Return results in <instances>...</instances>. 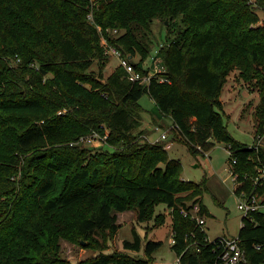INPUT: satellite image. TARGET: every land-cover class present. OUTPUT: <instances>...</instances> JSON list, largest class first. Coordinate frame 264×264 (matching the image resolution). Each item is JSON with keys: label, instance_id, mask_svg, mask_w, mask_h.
<instances>
[{"label": "trees", "instance_id": "obj_1", "mask_svg": "<svg viewBox=\"0 0 264 264\" xmlns=\"http://www.w3.org/2000/svg\"><path fill=\"white\" fill-rule=\"evenodd\" d=\"M247 2L0 0V264H149L130 254L140 250L134 229L121 250H105L118 230L117 212L134 210L138 222L158 227L165 222L158 205L171 215L180 264H224L220 238L208 239L180 213L198 203L204 216L199 196L208 191L206 179L184 180L168 140L143 138L138 100L147 93L193 154L225 142L229 171L239 180L246 174L241 187L250 189L264 154L228 132L220 100L231 70L256 77L253 140L263 131L264 26L249 28L259 18ZM157 19L166 39L155 57L166 80L139 84L120 65L104 77L109 54L102 37L145 73ZM100 126L108 130L107 149L68 145L91 130L103 134ZM255 190L264 196V185ZM237 238L240 264H264V210L243 216ZM62 239L95 254L72 262L61 255ZM159 245L148 240L144 253Z\"/></svg>", "mask_w": 264, "mask_h": 264}, {"label": "rangeland", "instance_id": "obj_2", "mask_svg": "<svg viewBox=\"0 0 264 264\" xmlns=\"http://www.w3.org/2000/svg\"><path fill=\"white\" fill-rule=\"evenodd\" d=\"M258 14L259 21L251 23L249 28L264 26V6L256 0L247 2ZM153 44L151 54L144 60L143 66L146 70L162 76L163 67L160 58H157L155 66L152 57L160 43L166 39V29L161 20H154L152 23ZM107 55V54H106ZM139 60L138 56L132 58L133 62ZM118 65L117 59L107 56V62L103 70V76L106 77ZM259 86L256 84V77L248 76L244 78L239 76V71L233 69L229 72L226 82L223 86L220 100L223 105V118L228 132L236 139L248 146H251L256 127L255 109L259 103ZM138 104L143 109L142 123L143 138L149 141H155L162 132H166L167 142L170 144L168 154L170 157L179 159L182 165L181 177L184 180L201 182L206 179L208 191H204L199 199L206 208L204 214V228L208 239L217 237L233 238L238 235L241 227L244 212L237 207V197L234 193L235 183L230 175V154L226 149V143L216 141L213 148L204 154L191 153L187 150L178 136L172 131L169 117L160 116L155 102L144 93L138 100ZM104 128V126H100ZM262 130L264 131V125ZM108 130L103 129V134L91 130L86 135H81L75 141L68 145L78 146L93 152L107 149L106 135ZM147 135V136H146ZM264 154V137L258 145ZM231 167V166H230ZM156 211L163 210L165 222L156 227L152 221L138 222L134 210L117 212L118 230L108 244V249L121 250L123 240H132L134 238L133 229L140 239V250L137 253L142 259H147L149 264H174L177 259L176 252L172 249L171 238L173 235L172 218L164 205H158ZM264 210V206L261 208ZM148 240L160 241V245L149 255L144 253V246ZM61 255L72 262L89 258L95 254L91 248L83 247L78 243H71L65 239L60 240Z\"/></svg>", "mask_w": 264, "mask_h": 264}, {"label": "built area", "instance_id": "obj_3", "mask_svg": "<svg viewBox=\"0 0 264 264\" xmlns=\"http://www.w3.org/2000/svg\"><path fill=\"white\" fill-rule=\"evenodd\" d=\"M101 44L103 45V49L106 54H109L110 56L115 57L117 59L118 65L123 67L125 71V76L130 81H136L139 84H147L150 78L152 77L158 78L160 81L166 80L163 76H158L157 74L150 72L148 70H146L145 73H141L137 71L134 68V66L125 57L122 56L120 50L116 46L110 44L104 37H102L101 39ZM152 61L153 64L156 66L157 58L155 56L152 57ZM263 137H264V131L256 134L253 140L254 143L251 146L257 149ZM165 139H166V132H162L155 141H161ZM165 147L169 148L170 144L167 143ZM235 162L236 159L234 158L232 160V163ZM255 168H256L255 175L250 177V186H251L250 189L241 187L245 183L246 174L244 175V178H242V180H239L237 174L231 173L230 171V175L232 176L233 181L235 183L233 191L237 197V207L242 212H244L243 216L246 217H250V215L254 211L260 210L264 206V204H262V200L264 196L262 194H259L255 190L257 187L264 185V164L262 162H259ZM199 209H200L199 204L194 203L191 206H182L180 208V213H182L184 216L189 217L190 219L195 220L197 224L202 226L204 224V217L199 215ZM219 238H220L219 239L220 253L218 255V258L222 263L240 264L241 262L245 261L244 252L238 244L237 236L230 239L225 237H219ZM173 242L174 239L172 236L171 243ZM174 264H180L178 257L174 262Z\"/></svg>", "mask_w": 264, "mask_h": 264}, {"label": "water", "instance_id": "obj_4", "mask_svg": "<svg viewBox=\"0 0 264 264\" xmlns=\"http://www.w3.org/2000/svg\"><path fill=\"white\" fill-rule=\"evenodd\" d=\"M82 244H84V241H82Z\"/></svg>", "mask_w": 264, "mask_h": 264}, {"label": "crops", "instance_id": "obj_5", "mask_svg": "<svg viewBox=\"0 0 264 264\" xmlns=\"http://www.w3.org/2000/svg\"><path fill=\"white\" fill-rule=\"evenodd\" d=\"M156 140V139H155Z\"/></svg>", "mask_w": 264, "mask_h": 264}]
</instances>
